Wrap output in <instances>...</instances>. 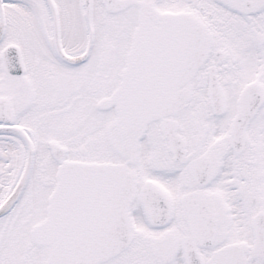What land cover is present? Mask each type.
<instances>
[{
    "label": "snow or ice",
    "instance_id": "6c2138e0",
    "mask_svg": "<svg viewBox=\"0 0 264 264\" xmlns=\"http://www.w3.org/2000/svg\"><path fill=\"white\" fill-rule=\"evenodd\" d=\"M0 264H264V0H0Z\"/></svg>",
    "mask_w": 264,
    "mask_h": 264
}]
</instances>
